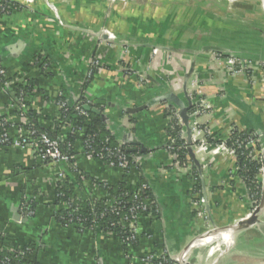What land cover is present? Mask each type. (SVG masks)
Masks as SVG:
<instances>
[{
	"label": "crops",
	"instance_id": "1",
	"mask_svg": "<svg viewBox=\"0 0 264 264\" xmlns=\"http://www.w3.org/2000/svg\"><path fill=\"white\" fill-rule=\"evenodd\" d=\"M8 1L19 6L0 12V66L9 82L0 89V118L9 141L20 129L34 128L18 110L26 85L25 114L62 142L72 133L59 128L61 105L84 98L101 109L91 108L119 146L145 152L127 171L110 167L86 155L78 132L73 162L88 179L76 186L75 198L98 202L109 196L106 186L116 192L123 182L130 193L147 186L156 208L137 216L136 244L126 248L101 228L60 224L55 190L68 169L42 162L25 147L0 146V233L8 250L33 245L27 261L36 264H151L162 258L176 264L192 246L189 264H264V236L255 227L236 232L231 246L217 253H209L215 235L207 237L250 216L255 206L234 155L214 145L231 131L264 137V81L257 66L264 61V5L138 0L128 7L112 3L110 10L102 0H79L74 9L65 1L69 9L58 11L38 0ZM229 57L254 69L228 76ZM171 95L184 107L201 101L208 111L198 122L212 147L193 154L194 160L187 152L182 166L166 147L167 129L177 123L170 117L180 109L166 99ZM187 126H180L186 145ZM197 195L205 200L202 217L194 209ZM26 203L33 215L19 220Z\"/></svg>",
	"mask_w": 264,
	"mask_h": 264
},
{
	"label": "trees",
	"instance_id": "2",
	"mask_svg": "<svg viewBox=\"0 0 264 264\" xmlns=\"http://www.w3.org/2000/svg\"><path fill=\"white\" fill-rule=\"evenodd\" d=\"M238 3H248L255 4L258 3V0H235ZM195 3L200 5H206V0H194ZM10 9L19 7L16 3L8 2ZM1 67V66H0ZM2 68V67H1ZM5 82H8L6 77H0V89L4 88ZM30 85H26L24 89L21 90L20 95L23 97L26 92L29 91ZM82 104L88 105L90 108H95L101 110L98 105H93L91 103H87L84 98L80 99ZM195 107H191L189 112H192ZM61 114V126H68L71 130L72 134H69L67 139L60 143V150L62 153L67 154L70 157V168L67 174H64L62 180L58 181L55 190V205L58 210L54 214V218L56 222L60 224H65L68 220L72 221L77 229H90L93 230L101 228V231L109 234H113L117 237L120 242H122V246L124 248L127 247V243L124 242V239L129 236V228L123 227L119 225L120 219L127 218L128 220L131 218V208L137 207V201L133 199V194L126 190V186L124 183H120L116 192H114L111 188L105 187L107 194L112 198H115L117 201L116 207L119 208V215L115 216L110 213V209L106 205L108 201V197L104 200H100L98 202L92 201H81L75 198L74 191L76 186H79L84 179H88V176L85 173H81L80 170L76 169L73 162L74 153V142L75 137L78 132L83 131L84 133V152L86 155L91 156L95 160H99L107 166L118 167L119 161L115 157L104 158L101 159L100 155H102L104 150L109 149L115 153V151L119 150L124 153L127 157L128 168L129 170L133 167V163L131 162V157L133 153L128 152L127 147L119 146L116 141L112 138V136L106 130L105 123L102 119L101 113L95 114L91 111H85V117L82 115H78L73 107L65 106L62 108ZM26 118L30 120V123L34 125L32 128L37 133H45L40 130L36 124H34L31 119V115L29 113L25 114ZM2 119V118H0ZM29 128V127H28ZM7 130L6 124L4 127H0V136L3 134V131ZM31 130V128H30ZM181 128L177 126L174 122L167 129L168 137L174 138L175 147L178 148L181 145H184L185 142L183 139L179 137V131ZM47 134V133H46ZM48 135V134H47ZM247 137L244 133H238L237 131H233L230 139L227 140L226 144L229 147L232 142L237 138ZM49 137L55 138L54 136L48 135ZM232 141V142H231ZM11 144V141H7L5 144H2L0 139V146H8ZM261 145V144H260ZM260 145L258 144L255 149L259 150ZM250 151L245 150L244 148L238 150L236 154V165L238 174L245 180L248 193L255 202V205H258L262 195V185L258 179L260 175L261 163L260 161H250L246 158V154ZM240 152H243V155H240ZM176 156V162L178 165L182 166L185 163V159L188 156L187 151L185 149H177L172 152ZM44 163H48V161H42ZM125 179V177H124ZM125 181V180H124ZM147 198L153 201L152 195L147 188L144 192L140 193L139 199ZM62 204H66L69 206L67 209L63 208ZM29 210L32 211L33 214V205H29ZM135 210V209H134ZM102 216V218H99ZM99 219V220H98ZM80 220L81 222H78ZM100 222L102 226L95 224L92 226V222ZM99 223V224H100ZM132 244H136L133 240ZM34 246L29 245L23 247L22 249H18L14 252H10L6 246L4 241V236L0 233V264H36V262H28L23 259V256H29ZM160 261H153L151 264H159ZM169 264V263H167Z\"/></svg>",
	"mask_w": 264,
	"mask_h": 264
},
{
	"label": "built area",
	"instance_id": "3",
	"mask_svg": "<svg viewBox=\"0 0 264 264\" xmlns=\"http://www.w3.org/2000/svg\"><path fill=\"white\" fill-rule=\"evenodd\" d=\"M9 1L8 0H0V12L3 13H8V11L10 10L9 7ZM100 37H102V34L100 35ZM96 64V62H95ZM262 68V67H260ZM254 69V64L250 63L248 61H241V60H237V59H233L232 57H229L228 59H226L225 61V73L229 76H237V75H242L244 73H248L250 71H252ZM263 69V68H262ZM263 73V81H264V69L262 70ZM5 71L0 67V77H6L5 76ZM9 85V82H5L4 87ZM191 96V95H190ZM189 97V96H188ZM18 101V110L20 111L22 117L25 116V104L22 101V97L20 95ZM203 102H198L195 101V103L193 104L194 110L192 111V117L195 119L196 117H198L201 113H205V109L202 110L203 107ZM66 105L62 103L61 107L64 108ZM84 106H88L86 104H82L80 101H77L74 105V109L77 112L78 115H82V116H86L85 115V110H84ZM200 112V113H199ZM176 119L177 123L176 125L179 126V128H181V119L178 116V113H174L173 116L170 117V119L172 120ZM5 125V121L4 119H0V127H4ZM191 131V139L192 141H198V145H194L197 146L198 148L196 149L197 151H206L207 149H210L212 146L209 145V142H207L204 139V130L201 128V125L197 124L192 126V128L190 129ZM196 133V136H194L193 134ZM233 133V131H231L230 135L228 136V138L226 139L225 142L220 143L218 145H214L217 149H222V150H227L228 152H230L232 155H234V157L236 158V152L238 150L241 149H245V150H249V153L246 154V158H248L250 161H258V159H261V152L263 150V146L264 142L263 139L264 137H262L261 135H246L247 137H242L239 135V137H237L232 144L228 147L226 142L228 139H230L231 134ZM179 135L180 137L183 139V137L185 136V132L184 130L179 131ZM1 142L2 144H5L7 141H9L10 139L8 138L7 135V130L3 131V134L0 136ZM170 139V140H169ZM59 140L49 137L46 133H37L36 131H34L32 128L31 130H19V135L17 137V140H15L14 142H11L13 147H20V148H27L30 151H32V153L41 161H48L49 164H53V165H59V166H63L65 167V169H72V166L70 165V157L67 154H64L61 152L60 150V144H59ZM175 140L174 138L168 137V144L166 145L168 151L173 152L177 149H187L188 146L186 145V143L184 145H181L180 147L176 148L175 147ZM257 144H261L260 145V149L257 150L255 149V146ZM104 153L102 155H100V158L103 159L104 158H111V157H115L118 161H119V165L117 168L122 169V170H126L128 168V162H127V156L122 153L119 150L112 152L109 149H106L103 151ZM128 152L133 153V156L130 158L131 162L133 163V165H136L138 163V159H139V151L136 152H131L130 149H128ZM173 154V153H172ZM174 158L176 159L175 154ZM240 155H243V152H240ZM112 167V166H111ZM260 175L263 174L262 171V165L261 168L259 170ZM64 177V175L61 173L59 175V179L62 180ZM243 179V178H242ZM259 179V178H258ZM244 180V179H243ZM245 181V180H244ZM147 189V186L142 185L140 191L136 192V193H132L133 194V199L137 201V207H132L131 208V218L128 220L126 217L123 219H120L119 221V225L123 226V227H128L129 228V236L127 238L124 239V242L127 243V247H131L132 242L131 241H135L136 239V229H135V222H136V218L139 214L141 213H147L148 211H156L155 205L153 203L152 200H149L147 198H143V199H139L140 197V193L144 192ZM205 200L203 198H200L198 195L196 197V200L194 201V209L195 212L198 216L202 217L204 214V204ZM63 208H68L69 206H67L66 204H62ZM106 205L108 206V208L110 209V213L114 214L115 216L119 215V208L116 207L117 205V201L115 198H112L110 195L108 196V201L106 203ZM255 205V202H254ZM258 205H255L253 210L257 207ZM135 209V210H134ZM20 213L18 212V217L19 220H22L25 217H31L32 211L29 210V204H23L21 209H20ZM99 218H102V216H99ZM99 220V219H98ZM78 222H81L80 220H78ZM69 225H75L72 223V221L68 220L66 222ZM100 222H96L93 221L92 222V226H94L95 224H98L99 226H102ZM77 227V226H76ZM84 230V229H83ZM89 230H93L92 228H90ZM27 257L28 256H23V259H25L27 261ZM151 259V257L147 258L146 261H149ZM159 264H166L167 260L166 258H162L159 260Z\"/></svg>",
	"mask_w": 264,
	"mask_h": 264
},
{
	"label": "water",
	"instance_id": "4",
	"mask_svg": "<svg viewBox=\"0 0 264 264\" xmlns=\"http://www.w3.org/2000/svg\"><path fill=\"white\" fill-rule=\"evenodd\" d=\"M102 37H103V35H102ZM213 49H214V51H217V49H215V48H213ZM166 99L169 102L177 105L180 108L178 111V116L181 119L183 125L187 126L188 120H189L187 112H188V109L190 108L189 107L190 106L189 101H188V106L184 107V106H182L181 101H179L175 96L171 95V96H168ZM83 108L85 111H91L95 114H99V111H97L95 109H91L89 106H84ZM186 129H187L186 136H187V145H188L187 152L191 156V158L194 160V155L192 153L191 148L189 147V145L191 144V142H190V138H191L190 129L188 128V126L186 127ZM130 151L136 152L137 149H130ZM144 152H145L144 149H139L140 154H143ZM261 161H262L261 165H262V171H263V176H264V148L261 152ZM263 210H264V177H263V182H262V195H261L260 202H259L258 206L252 211L250 216L243 219V221H245L247 224V227H246L247 229H249L251 227H256L259 230V232L264 236V222L260 219V217L263 213ZM184 252L182 253L183 257L181 256V257L177 258V260L175 261L176 264H189L187 261V258L185 257Z\"/></svg>",
	"mask_w": 264,
	"mask_h": 264
},
{
	"label": "rangeland",
	"instance_id": "5",
	"mask_svg": "<svg viewBox=\"0 0 264 264\" xmlns=\"http://www.w3.org/2000/svg\"><path fill=\"white\" fill-rule=\"evenodd\" d=\"M22 1V0H21ZM37 1V0H36ZM56 2H54V0H38V2L41 4L42 2H44L45 3V5H47V7H52V8H54L55 10H60V11H67V9H69V5L70 4H68V6H63V3L66 1H73L74 2V4L72 3V7L70 8V9H74V7H76L77 5H76V3L79 1V0H55ZM102 1H104V2H106V3H108V5H109V3H110V10H111V6H113V4L112 3H114V4H117V2L122 6L123 4L125 5V6H123V7H128V5L130 6V3H131V5H132V3H134V2H136V1H138V0H122V1H120V0H102ZM145 1V0H144ZM170 1V0H169ZM207 1H210V0H207ZM211 1H220L221 3H224V5H229V6H231V4H229L230 2H232L233 0H211ZM129 3V4H128ZM112 4V5H111ZM139 5V4H138ZM255 5H256V3H255ZM262 5H264V0H259V6H262ZM117 6H119V5H117ZM255 9V8H254ZM245 11V10H244ZM247 12H248V10H247ZM2 13V12H1ZM258 21H260V19L259 18H257V22ZM261 24H262V26H264V19H263V22L261 21ZM233 59L235 58V59H237L236 57H232ZM238 60V59H237ZM242 61H246V60H242ZM257 66H258V68L259 69H261V70H263L264 69V61H257ZM260 67H262V68H260ZM229 76V75H228ZM206 108L207 107H205L204 106V104H203V107H202V110L203 109H205V113L204 114H206L208 111L206 110ZM200 113V112H199ZM203 113H201L198 117H196L195 119L194 118H192L194 121L190 124V125H199L200 123L198 122V119L202 116V115H204ZM188 128L190 129V127L188 126ZM192 144H193V141L191 140L190 141ZM263 147H264V145H262ZM189 147L191 148V150H192V153L195 155L196 154V152H199V151H197L196 149L198 148L197 146H194V145H189ZM260 161V163L262 162L261 161V159H258V162ZM263 174L260 176V178H259V181H260V184L262 185V182H263ZM254 229V231L257 233V232H259V230L255 227V228H253ZM233 237L234 236H232V237H230L231 238V240H230V245L232 244V239H233ZM218 244L217 243H214L213 245H212V247L209 249V251L214 247V246H217ZM220 246V245H219ZM195 250V248H193L192 246H190V247H188L186 250H185V257L187 258V260H189V256H190V254H192L193 253V251ZM202 250V249H201ZM226 250V249H225ZM225 250H223V251H225ZM220 252H221V249L219 250Z\"/></svg>",
	"mask_w": 264,
	"mask_h": 264
},
{
	"label": "bare ground",
	"instance_id": "6",
	"mask_svg": "<svg viewBox=\"0 0 264 264\" xmlns=\"http://www.w3.org/2000/svg\"><path fill=\"white\" fill-rule=\"evenodd\" d=\"M32 1V0H29ZM122 1V0H120ZM142 4V3H141ZM258 4H259V0H258ZM264 212V210H263ZM262 217V216H261ZM261 219V218H260ZM247 224L245 221L241 220L235 224L230 225L229 227L226 228H220V229H214L213 231L209 232L207 234V237L210 236V234H214L215 236L210 239L208 241L209 244H214L217 243V246H214L209 253H213V252H219V250L221 249V251L229 248L230 245V240L232 236L236 235V232L247 229ZM216 237V238H215ZM220 245V246H219Z\"/></svg>",
	"mask_w": 264,
	"mask_h": 264
}]
</instances>
